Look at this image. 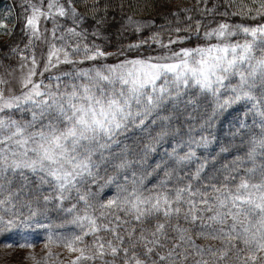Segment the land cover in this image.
<instances>
[{
    "label": "snow or ice",
    "instance_id": "6c2138e0",
    "mask_svg": "<svg viewBox=\"0 0 264 264\" xmlns=\"http://www.w3.org/2000/svg\"><path fill=\"white\" fill-rule=\"evenodd\" d=\"M20 7L0 15L3 246L42 232L43 264L54 245L76 254L61 264H264V0ZM114 23L136 38L114 46Z\"/></svg>",
    "mask_w": 264,
    "mask_h": 264
},
{
    "label": "rangeland",
    "instance_id": "374dc122",
    "mask_svg": "<svg viewBox=\"0 0 264 264\" xmlns=\"http://www.w3.org/2000/svg\"><path fill=\"white\" fill-rule=\"evenodd\" d=\"M8 2V5H5L0 9V15L7 13L9 9H12L13 15L11 22H15L16 16L22 11L20 5L22 3V0H6ZM5 1V2H6ZM184 2V0H174V2ZM114 30L111 28V36L110 40L111 43L115 46L118 42L119 43H127L129 39H132V37L136 38L135 36H129L125 37V33H123L122 36H118L116 34V29L119 27V23H114L112 27H114ZM145 35H147V32H145ZM15 38H19V25H17V35ZM8 38L6 36H0V45L4 43ZM99 42V41H98ZM5 63H8L7 60H5ZM4 72V68L0 66V73ZM40 239H36L35 237H30V241L34 243V249H27V248H19V247H12L7 248L3 246V240H0V264H33V261L31 259H26V254L29 251H33L37 260L41 261V264H43V256L46 251L43 247V233H38ZM51 251L59 255H53L49 259L51 261V264H61L62 261H68L70 262L72 257L76 255L75 253H69L66 249H62L57 246H52ZM87 264V262H85Z\"/></svg>",
    "mask_w": 264,
    "mask_h": 264
},
{
    "label": "trees",
    "instance_id": "16d2710c",
    "mask_svg": "<svg viewBox=\"0 0 264 264\" xmlns=\"http://www.w3.org/2000/svg\"><path fill=\"white\" fill-rule=\"evenodd\" d=\"M6 0H0V9L5 5H8V2ZM185 3H188V2H191V0H184ZM178 2V1H177ZM161 21H157V23H160ZM115 26L112 27V30H114ZM125 37H128V33H125ZM132 39H135L134 37H132ZM236 106H234L233 109H229L228 112L221 117V120H222V123L218 122L217 124V144L220 143V142H223L224 140H227V139H230V137L228 136V132H229V128H228V121L230 119H232L233 116L236 115ZM239 111H243V107H239L238 109ZM195 114V113H194ZM249 119H251V117H249ZM211 150L213 152H215L216 150V144H214L212 147H211ZM236 153L233 152L232 155H235ZM230 158V157H229ZM42 233V232H41Z\"/></svg>",
    "mask_w": 264,
    "mask_h": 264
}]
</instances>
